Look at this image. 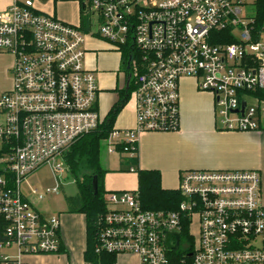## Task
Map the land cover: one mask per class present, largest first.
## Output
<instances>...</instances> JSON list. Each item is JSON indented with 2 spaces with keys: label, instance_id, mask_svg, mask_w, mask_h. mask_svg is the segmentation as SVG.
Wrapping results in <instances>:
<instances>
[{
  "label": "built area",
  "instance_id": "obj_1",
  "mask_svg": "<svg viewBox=\"0 0 264 264\" xmlns=\"http://www.w3.org/2000/svg\"><path fill=\"white\" fill-rule=\"evenodd\" d=\"M51 1L77 3L80 23L43 14L34 0H13L0 11V54L12 58L11 88L0 92V264L60 252L58 217L37 211L21 186L45 166L65 172V154L102 123L96 77L85 67L87 38L119 52L132 48L125 86H133L135 126L110 132L103 141L108 155L135 159L140 136L178 130L183 78L212 95L222 131L258 130L264 104L245 93L264 91V33L253 42V15L242 0ZM242 102V114L233 113ZM177 190L182 201L173 211L144 210L136 191L108 192L96 252L135 255L138 264H171L172 252L182 254L181 264L186 253L189 264H264L259 172L184 171ZM31 194L41 201L58 187ZM185 226L191 251L180 238Z\"/></svg>",
  "mask_w": 264,
  "mask_h": 264
},
{
  "label": "crops",
  "instance_id": "obj_2",
  "mask_svg": "<svg viewBox=\"0 0 264 264\" xmlns=\"http://www.w3.org/2000/svg\"><path fill=\"white\" fill-rule=\"evenodd\" d=\"M13 0H0V11ZM43 14L71 25L81 21L80 8L75 2H35ZM85 67L94 72L99 89L97 112L103 120L118 99V91L126 88L121 53L98 38L85 41ZM3 54H0V56ZM12 58L3 64V72L10 74ZM11 75V74H10ZM11 88V79H7ZM7 89V90H8ZM179 127L171 133H146L137 144L135 170H156L161 187L176 190L184 171L255 170L261 178L260 202L264 206V120L258 115V130L252 132L222 131L217 122L213 97L200 92L191 78H183L179 85ZM135 126L134 103L130 99L118 113L113 129L130 130ZM108 155V154H107ZM118 158L117 169H108L103 185L106 192L136 191L137 174L129 173L130 160ZM58 195V194H57ZM51 195V196H57ZM68 197L52 213L39 210L45 216H57L60 222V252L55 255H25L22 264H86L83 259L86 244L85 217L69 212ZM42 201V200H41ZM40 202V201H37ZM115 264H138L135 255H118Z\"/></svg>",
  "mask_w": 264,
  "mask_h": 264
},
{
  "label": "trees",
  "instance_id": "obj_3",
  "mask_svg": "<svg viewBox=\"0 0 264 264\" xmlns=\"http://www.w3.org/2000/svg\"><path fill=\"white\" fill-rule=\"evenodd\" d=\"M254 13L251 23V38L257 42L264 33V0H253ZM222 38L225 44L234 42L228 33H216ZM130 47L121 49L122 68L125 76H128L127 60L131 54ZM123 54V55H122ZM133 90L132 84L127 88L118 91V99L113 104L107 115L102 120L98 128L82 136L70 148L64 156L67 174L74 181L77 194L67 199L69 212L82 214L85 217L86 244L83 259L86 264H115L116 255L108 253H97V234L99 221L103 214L107 212L105 196L108 192L104 190L103 180L107 173L101 164V151L103 141L113 130L115 119L129 99ZM246 94L264 103V91H248ZM137 162L136 158L128 163L133 166ZM137 174V195L141 207L150 211H173L176 210L182 197L179 191L165 190L161 187L160 173L156 170H136ZM97 181V193L94 195L93 179ZM185 238L192 250V239L188 236V227L182 228L180 238ZM171 264H181L182 254L180 252L171 253ZM185 254L184 264H189V258Z\"/></svg>",
  "mask_w": 264,
  "mask_h": 264
},
{
  "label": "rangeland",
  "instance_id": "obj_4",
  "mask_svg": "<svg viewBox=\"0 0 264 264\" xmlns=\"http://www.w3.org/2000/svg\"><path fill=\"white\" fill-rule=\"evenodd\" d=\"M36 1L41 3L44 0H35V2ZM242 1L246 6V11H244V13L253 15V0ZM10 60L11 57L9 55L3 54L0 56V92L6 91L8 87H10L7 85V79H11V75L7 72H3V64H6ZM248 103L251 105H257L251 100H249ZM260 110L262 119L264 120V104L260 105ZM101 164L104 168L108 169H117L118 164V158L116 156L106 154L104 145L101 151ZM55 187H58V195H46L40 202H37L36 196L31 194V190L34 189H36L39 193H44L45 191L51 190ZM21 192L37 211L40 210L49 214L52 213L56 206H62L64 199L74 197L77 194V188L74 181L67 174V169H65V172L57 174L54 173L49 166H45L27 178L26 182H24L21 186ZM191 231L194 235L196 228L193 226ZM184 247L185 245H182V248ZM7 254L9 256H13L14 251L8 250Z\"/></svg>",
  "mask_w": 264,
  "mask_h": 264
},
{
  "label": "water",
  "instance_id": "obj_5",
  "mask_svg": "<svg viewBox=\"0 0 264 264\" xmlns=\"http://www.w3.org/2000/svg\"><path fill=\"white\" fill-rule=\"evenodd\" d=\"M244 106H245V103L242 102V103H241V108H240V110H239V111H233V113L240 112V114H242V111H243V109H244ZM93 191H94V195H96V193H97V181H96V178H95V177H94V179H93ZM170 236H171V234H168V235H167V238H166V246H167L168 249H170V247H169V245H168V241H169ZM175 236H176V235H175ZM176 238H177V236H176Z\"/></svg>",
  "mask_w": 264,
  "mask_h": 264
},
{
  "label": "bare ground",
  "instance_id": "obj_6",
  "mask_svg": "<svg viewBox=\"0 0 264 264\" xmlns=\"http://www.w3.org/2000/svg\"><path fill=\"white\" fill-rule=\"evenodd\" d=\"M123 55V54H122Z\"/></svg>",
  "mask_w": 264,
  "mask_h": 264
}]
</instances>
